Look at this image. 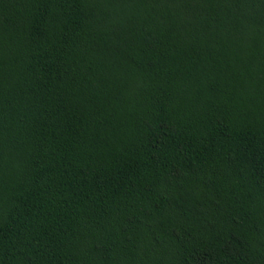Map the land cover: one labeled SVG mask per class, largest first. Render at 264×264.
Listing matches in <instances>:
<instances>
[{"label": "trees", "instance_id": "1", "mask_svg": "<svg viewBox=\"0 0 264 264\" xmlns=\"http://www.w3.org/2000/svg\"><path fill=\"white\" fill-rule=\"evenodd\" d=\"M0 264H264V0H0Z\"/></svg>", "mask_w": 264, "mask_h": 264}]
</instances>
